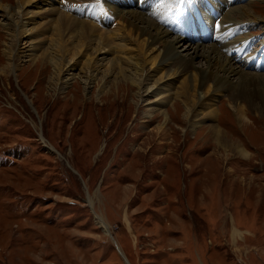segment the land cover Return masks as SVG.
Listing matches in <instances>:
<instances>
[{
	"label": "rangeland",
	"instance_id": "1",
	"mask_svg": "<svg viewBox=\"0 0 264 264\" xmlns=\"http://www.w3.org/2000/svg\"><path fill=\"white\" fill-rule=\"evenodd\" d=\"M146 1L156 11L143 9L145 15L166 29L173 27V15L180 10L210 2L168 0L169 8L162 14L158 12L165 9L161 0H142L133 6L141 8ZM231 1L218 0V4L225 3L222 7L228 10L226 4ZM54 2L60 5L61 1ZM241 2L251 3L254 14L264 19V2ZM45 3L30 8L36 11L34 17L19 15L20 30L24 21L31 34L39 29L44 20L40 15L48 9ZM76 7L86 13L83 18L110 24L109 16L99 15L97 1L79 2ZM36 9L42 13L38 15ZM1 11L0 264H264L260 40L259 45L253 41L242 48L245 31L238 32L236 37L244 41L233 46V53L224 51L236 54L243 60L240 67L258 75L249 77V93L235 102L229 91L216 93L217 112L209 117L203 107L196 115L175 105L173 99L162 102L152 93L151 79L139 93L127 78L116 72L106 74L104 64L113 56L110 51L96 53L97 65H102L85 71L86 75L80 72V62V66L64 68L54 92V63L60 55L53 48L44 52L46 56L38 55L50 42L52 27L44 33L39 30L38 37L33 35L36 41L24 37L17 43L19 48L31 49L15 65L2 53L9 49L11 34L4 28L7 18ZM218 14L213 18H220ZM8 17L15 20L17 15ZM186 20L188 31L200 27L194 18ZM207 28V37L212 34L214 40L215 31L211 32L210 24ZM246 31L250 38L264 34L258 23ZM182 42L179 52L193 54L198 42ZM185 44L193 46L185 49ZM199 48L198 53L203 51ZM87 58L82 54L79 61ZM68 59L66 55L64 61ZM193 64L207 65L201 55L193 58ZM127 74L138 80V74ZM118 78L125 84L117 91L113 82ZM181 79L172 81V87L177 88ZM166 114L174 119L163 123ZM181 116L183 121L178 120ZM158 125L166 131L161 138L153 133ZM212 127L221 131L219 144ZM241 150L248 154L243 156ZM97 213L109 223V235L98 226Z\"/></svg>",
	"mask_w": 264,
	"mask_h": 264
},
{
	"label": "bare ground",
	"instance_id": "2",
	"mask_svg": "<svg viewBox=\"0 0 264 264\" xmlns=\"http://www.w3.org/2000/svg\"><path fill=\"white\" fill-rule=\"evenodd\" d=\"M54 1L58 2V0H16V4L11 3L7 6L0 3L1 12H5L2 14L7 18L4 28L10 30L9 33L11 34V41L8 45L9 49L2 50V53L7 54L9 61H12L15 65L18 58L29 55L27 53L31 49V47L27 48L26 46L19 48L17 43L24 37L35 40L36 36L38 37L39 34L42 32L44 33L49 27H52L50 35H48L50 36V42L47 46H43V50H41L38 55L39 57H43V55L46 56L45 53L50 50V52H52L53 48V51L56 49V54L61 56H59L58 61L55 62L56 64L54 63L55 66L57 65V73L53 85L54 92L58 79L64 68L68 70L72 67H76L80 62V72L84 70V74L86 75L85 71L96 69V66L102 65L101 63L97 65L98 60H96V53H106L110 51L113 53V56L104 64L106 65V74L116 72L119 76L127 78L131 81V87L135 86L139 93L143 90L147 80L151 79V86H155L152 93L158 95V99L162 100V102L167 100L171 101L173 99L172 101L175 105H178V107H184L187 111L192 109L196 115L202 113L197 109L203 107L206 111L204 113L206 116L214 117L217 112L216 107H213L216 93H227V91H229L231 93V101L235 102L243 98L246 92L249 93L248 90L250 86L248 87V85L251 82L249 77L258 75L256 71H251L252 69L250 70V68L245 69L240 67L239 65L243 60L241 58L237 59L236 54L233 55L228 53V55L225 54L224 51L227 50L233 53L236 50L233 46L243 42L244 40L242 39L244 38L245 43L242 44V48H246L249 43L253 41H257L259 45L260 40V43H262L263 46L262 48L259 46V49L261 48V50L258 51V54L260 53L261 57H264V34L261 35L262 37L259 36L260 38L257 37L258 39L254 37L250 38L249 32L246 31V29L253 23L262 24V27L264 28V19L261 17L259 18L254 14L251 6L252 4L249 2L240 3V0H232L229 4L228 2L226 4L230 5L228 10L222 7L225 3H219V5L218 0H209L210 2L206 1V4L202 3L204 6L195 4L191 9L190 7H185L184 10H180L181 12L179 14L173 15V22L170 24L173 27L168 25L169 27H172L168 28V30L160 25L159 22L146 16V11L143 12V9L148 10L155 7L154 5L149 6V1L142 2L140 5L141 8H136V6H133V3L142 0H63V3H61L62 0H60V5L56 4ZM89 1H97L100 3L99 15L103 14L104 19H107L109 16L110 24L105 23V25H100L94 20L86 19L85 16L84 18L82 17V14L85 15L86 13L81 7L78 9L76 6L79 2L85 3ZM259 1L264 2V0ZM41 2H46L45 4H48V9L43 11L44 13L40 15L44 19L43 22H40L42 25L31 34L32 31L28 32V28L24 27L26 22L24 21L20 24L22 25V29L20 30L18 22L20 18L19 15L21 14L20 16L22 17L28 13H31V16L34 15L33 13L36 11L30 10V8L42 7L40 6ZM73 2L76 3V6H73V4H75ZM158 2L161 6L165 7L164 10H158V12L162 14L169 8V6H167L168 0H161ZM158 2L156 4L157 6ZM208 3H210V8ZM142 5L144 6L142 7ZM44 9L45 8H43V10ZM36 10L40 11L37 12V14L42 13V9ZM153 10L156 11L155 8ZM91 11L92 9L89 8L90 13ZM216 12L219 13L217 16L220 18H213L214 13ZM9 13L17 15L15 20H13L14 18L11 19L8 17ZM220 13H222V16H220ZM105 14L106 17H104ZM183 14L185 15L184 17H182ZM197 14L200 19L196 18ZM26 16L27 15L24 17ZM188 18H194L195 24L200 27L198 29L196 27H191L188 31V26L185 25V19L188 20ZM217 19L220 22H216ZM241 22H245L242 27L237 25V23ZM111 24L113 26H110ZM209 24L211 32L212 30L215 31L214 37L216 40H213L212 34L211 37H207V32H209L207 26ZM214 25L216 27L215 30L213 29ZM39 30H42V32H38ZM170 30L173 31V33H171ZM204 31H206V35L203 36ZM244 31V38L241 37L240 39L238 36L236 37L238 32L244 33ZM33 35L35 37H33ZM195 36H198V40L195 39ZM186 40L198 42V44L194 46L190 44L186 45L187 43L185 44V49L190 46H193L194 49L193 54L188 56L181 54L178 50L183 44L182 41ZM206 41L212 42L210 45L206 46L203 44ZM200 45L203 48V51L200 50L202 53H200V51L198 53ZM236 53L238 54L237 51ZM82 54L87 55L88 58L81 62L79 60ZM66 55L72 60L71 63H69V59L64 61ZM200 55L206 60L207 65L205 68L193 64V58ZM78 65L80 66V64ZM253 65V63L249 64L248 62V66L251 67ZM261 65L263 66L261 69H264V59H262ZM127 72L138 74V80L134 81ZM233 77L236 78V81H233V79L231 80ZM179 79L181 80L179 81L178 87L173 88L172 81H178ZM119 81L118 78L117 81L113 82L117 87V91L125 84L124 82L120 83ZM126 87L128 88L130 86L127 84ZM87 102V100L84 102L85 106ZM178 107H175L176 112ZM168 119L173 120L174 117L167 114L164 115L163 123L168 121ZM178 120L183 121L182 116ZM153 131L157 138L166 135V131L162 125H158L156 130ZM212 131L214 135H216L219 144L222 137L220 135L221 131L219 128L214 127H212ZM240 152L243 156L248 154L243 150ZM88 198V202L94 205V200L90 197ZM97 216L98 226L103 229L105 235H109V223H106V220H103L102 214H98ZM124 256L123 258H125Z\"/></svg>",
	"mask_w": 264,
	"mask_h": 264
}]
</instances>
